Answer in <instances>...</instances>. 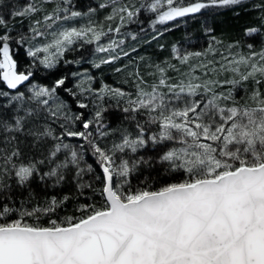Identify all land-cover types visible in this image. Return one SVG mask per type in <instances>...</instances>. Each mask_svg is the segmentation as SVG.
Returning a JSON list of instances; mask_svg holds the SVG:
<instances>
[{
  "label": "snow or ice",
  "instance_id": "1",
  "mask_svg": "<svg viewBox=\"0 0 264 264\" xmlns=\"http://www.w3.org/2000/svg\"><path fill=\"white\" fill-rule=\"evenodd\" d=\"M0 264H264V0H0Z\"/></svg>",
  "mask_w": 264,
  "mask_h": 264
},
{
  "label": "trees",
  "instance_id": "2",
  "mask_svg": "<svg viewBox=\"0 0 264 264\" xmlns=\"http://www.w3.org/2000/svg\"><path fill=\"white\" fill-rule=\"evenodd\" d=\"M92 2V1H91ZM104 13L101 12L100 13V16L101 18L103 17ZM219 21H221V23L219 24V27L224 30L225 32L229 31V28L227 26V24L223 23V21L226 20V17L225 16H222V17H219L218 18ZM242 21H231L230 23H233V24H238V23H241ZM133 27H135V25H133ZM188 31H191L193 33H195L197 36L200 35L199 33V25L198 24H195L193 22H189V25H188ZM185 27L183 25H180L177 29L171 31V32H168L165 34L164 36V41H179L182 36H184L185 34ZM220 34V33H218ZM203 43L202 39H201V44ZM197 47H200V45L198 44ZM154 50V46L152 49H148L149 52H152ZM71 58V57H70ZM21 61L22 63H26L27 61L24 59L23 56H21ZM84 67H89L88 64H85ZM61 72H68V71H80V69L76 66H64V65H61L60 66V69H59ZM103 73H104V79L109 83V84H112L114 83L115 81H118V77H114L113 75L110 74V69L105 67L103 68ZM93 75H96V76H99L100 73L99 72H96V71H93L92 72ZM41 73H37V79H41ZM42 82H46V81H42ZM94 86H99L98 82L97 84H95Z\"/></svg>",
  "mask_w": 264,
  "mask_h": 264
},
{
  "label": "rangeland",
  "instance_id": "3",
  "mask_svg": "<svg viewBox=\"0 0 264 264\" xmlns=\"http://www.w3.org/2000/svg\"><path fill=\"white\" fill-rule=\"evenodd\" d=\"M91 1H92V0H76V2H77L79 5H81V6H83V5H85V4H88V3H90ZM132 28H133V30H136L135 27L132 26Z\"/></svg>",
  "mask_w": 264,
  "mask_h": 264
}]
</instances>
